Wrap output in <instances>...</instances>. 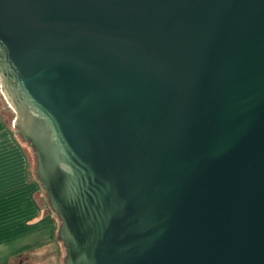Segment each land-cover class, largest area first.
Listing matches in <instances>:
<instances>
[{"label": "water", "instance_id": "obj_1", "mask_svg": "<svg viewBox=\"0 0 264 264\" xmlns=\"http://www.w3.org/2000/svg\"><path fill=\"white\" fill-rule=\"evenodd\" d=\"M0 90L63 264H264V0H0Z\"/></svg>", "mask_w": 264, "mask_h": 264}, {"label": "crops", "instance_id": "obj_2", "mask_svg": "<svg viewBox=\"0 0 264 264\" xmlns=\"http://www.w3.org/2000/svg\"><path fill=\"white\" fill-rule=\"evenodd\" d=\"M45 200L30 150L0 107V264H63Z\"/></svg>", "mask_w": 264, "mask_h": 264}, {"label": "rangeland", "instance_id": "obj_3", "mask_svg": "<svg viewBox=\"0 0 264 264\" xmlns=\"http://www.w3.org/2000/svg\"><path fill=\"white\" fill-rule=\"evenodd\" d=\"M0 107H1V110H3V112L6 113V115L8 116V118L12 122L13 121V117H14L15 114H14L13 110L10 108V106L8 105V103L6 102L5 98L3 97L2 93H1V90H0ZM16 133L19 135V133L17 132V130H16ZM20 138H21V136H20ZM22 141L26 144V146H28V148L30 150L31 158H32V166H34V168H35V155H34L33 149H32V147L25 140L22 139ZM42 192H43L44 197L46 199L45 191L43 189H42ZM45 201L47 202V200H45ZM46 204L48 206V203H46ZM48 208H49V206H48ZM49 210H50V208H49ZM50 212H52L56 216V220L60 224V221H59L58 216L53 211L50 210ZM60 243L62 244V241H60ZM64 254H65V252H64Z\"/></svg>", "mask_w": 264, "mask_h": 264}]
</instances>
